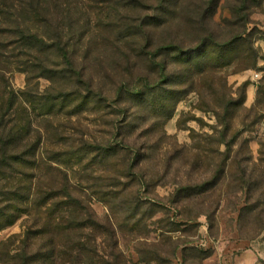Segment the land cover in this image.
<instances>
[{
	"label": "rangeland",
	"instance_id": "rangeland-1",
	"mask_svg": "<svg viewBox=\"0 0 264 264\" xmlns=\"http://www.w3.org/2000/svg\"><path fill=\"white\" fill-rule=\"evenodd\" d=\"M69 1L70 11L61 15L56 14L54 4L45 2L38 20L25 18L15 9L13 22L42 36L53 32L66 36L70 26L77 27L75 4ZM127 1L126 7L115 9L97 1L96 8L87 9L88 26H84L87 17L78 18L83 34L70 45V52L76 72H85L96 96L101 92L95 101H81L87 94L81 83L59 79L65 70L63 60L50 52L38 53L37 59L58 78H36L27 71V64L0 69V106H11L8 118L18 126L29 123L26 140L36 144L24 211L0 210L4 214H0V264H79L68 256H76L80 241L83 247L89 246L87 234L93 235L100 256L109 259L112 253L118 264H264V0H214L212 15L202 28L209 29L217 41H225L236 20L229 8L247 1L244 37L253 46L252 57L240 46L230 64L214 66L204 58L202 69L187 65L192 73H186L185 64L173 65V57L160 58L166 62L172 58L166 74L173 73V81L181 82L182 88L183 99L175 106L172 102L168 115L117 98L122 86L143 88L160 80L145 59L135 62L132 58L133 67L125 70L121 54L106 39L111 35L107 27L113 23L124 25L159 13L150 9L152 0H146L144 9ZM205 2L167 0L170 13L164 17V27L150 28L145 39L150 42L143 44L150 49L174 41L194 47L200 36L195 21ZM61 92L69 95L67 100L61 95L59 100L48 101ZM121 142H131L135 148L130 162L121 152L101 164L88 163L89 147L103 149ZM74 150L80 153L66 156ZM128 162L136 166L135 180L122 182L138 191L143 200L138 210L128 195L108 202L98 190L104 172H121ZM243 169L249 180L246 184L240 181ZM215 177V194L177 199L180 188L201 186ZM63 178L88 210L91 223L82 231L64 233L55 229L51 219V228L42 238L35 233L38 211L34 206L46 200L40 213L50 215L47 209L53 201L46 199V193L51 187L61 188ZM1 181L0 190L3 184L9 186L8 181ZM245 187L251 189L250 194ZM53 218L66 223L56 214Z\"/></svg>",
	"mask_w": 264,
	"mask_h": 264
},
{
	"label": "trees",
	"instance_id": "trees-1",
	"mask_svg": "<svg viewBox=\"0 0 264 264\" xmlns=\"http://www.w3.org/2000/svg\"><path fill=\"white\" fill-rule=\"evenodd\" d=\"M2 1L3 6L2 4L0 5V14L2 15V18L0 19V69L5 71L7 69H12L14 66H25L27 64V71H30V74H34L36 78L42 76L48 77V75L52 76V79L58 78L56 72L48 70V68H46L47 65L41 63V61L37 59L38 53L50 52L52 55H58L63 60V64L61 65L64 66L65 70L60 73L61 77L59 79H65L66 82L73 81L78 84L81 83L84 87L83 89L87 94L81 99V101L86 102L88 100L93 102L96 98L101 96V92H99V97L96 96L98 94H95L91 84L86 82L87 79H85V72H76L75 60L70 52V45L76 38L82 37L83 34V28L80 27L78 18H80L81 15L87 17V19L85 18L86 23H84V26H88L90 23L87 9L92 10L96 8L98 3H102L103 5L106 4L114 9L121 6L126 7L128 5L127 0H73V3L75 4L73 15L76 16L75 20L77 27L70 26L66 36L59 34L58 32L44 34V36L38 33H32L27 28L19 25L20 23H17V20L13 22L12 13L16 9V11L25 18L33 16V19L38 20L40 19V14L38 15V13L43 7L45 8L46 2L48 5L54 4L56 7V14L61 15L66 10H68V12L70 11L71 3L69 0L64 2L61 0ZM133 1L136 3L135 6L140 9H144L148 2L146 0ZM209 1L207 0V2L201 6L200 12L196 17L195 28H200L198 29L200 36L196 45L192 48L190 47L191 45L185 47L174 41L168 43L161 42L158 46L153 47L149 45L152 47L150 49L146 48V44H143V42H150V40L145 41V39L148 38L147 36L150 28L164 27L163 24L167 20L164 17L170 13L169 9H166L167 7H165L167 0H152L149 2V4L152 5L150 9H156L154 14H157L159 11L156 17H147L145 20L141 21L135 19L130 22H125L124 25L113 23L107 27L111 35L106 39L111 42L112 47L118 51V54H121V57L124 59L122 65L125 67V70L129 71L133 67L134 62L132 63V58L135 62L145 59L151 69L150 71L160 76L158 82L145 85L143 88L140 86L132 89L125 86L120 87L116 91L118 99L121 97L126 103L134 101L136 103L134 106H146L157 115H168L171 112L172 102L175 101V104H173L175 106L181 99L182 88L178 85V83L181 82H178L175 79L174 81H176V83L173 81V73L168 72L166 74L172 58L169 62H166L165 59L160 61V58H164V55L175 58L173 65L185 64L186 73H192V70L190 71L187 65L189 67L195 65L196 69H202L204 62H201V60L204 58L207 62H212L214 66H223L231 63L235 51H238L241 47L247 48L250 57L255 54L252 44L250 42L248 43V37H244L249 13L247 1L246 4L243 2L239 8H229L232 18L236 19L235 22L231 23L235 28H232L233 30H231L228 35L229 38L223 42L217 41L213 33L210 34L209 29H202L207 25L206 17L212 15V12L210 11L212 10L214 0H211L210 3ZM130 2L132 3V0ZM154 3H157L156 6L153 5ZM75 11L78 15H76ZM126 18L127 17L124 19ZM71 23L73 24V22ZM61 95L63 97L62 100H67L69 97V95H63V92H61L59 96L49 97L48 101L52 103L57 99L59 100ZM170 97L174 100L170 99ZM101 99L102 98L98 99L96 102L98 105L101 104ZM51 107L52 106H49V112ZM10 108V105L7 107H3V105L0 106V182H2L1 180H4L5 183H7V181L9 182V186L8 184H6V186H3L4 184L1 185L0 210L4 209L7 211L10 209L11 211V209L14 208L16 212H21L24 211L22 208V202L29 196L31 190L30 184L27 182L30 179L32 180L33 177L31 170L34 165L33 157L36 144L34 146V144L32 145L31 143H28V140H26L30 129L28 122L18 126L19 123L15 124L12 120H9ZM229 147L230 146L228 145V149ZM89 149V154L88 152L85 153L88 154V163L93 165L101 164L107 160L108 157L119 153L121 154V152L125 153L123 156L127 159L129 158L130 162L133 153H135V148L131 142L115 143L110 147L103 149L94 147H89ZM71 151L73 150L71 149ZM79 153V150H74V153L67 152L66 156L71 158L74 155L77 156ZM69 158L68 161L70 160ZM129 162L127 167L121 172L111 175L104 172V175L100 179L102 185L100 184L98 190L108 202L109 200H120L128 195L129 202H132L134 209L138 210L143 203V200L138 196V191H135L130 183L122 182L123 179H130L132 182L135 180L134 170L136 166H134L133 163L129 164ZM241 174L240 181L241 183L246 184V182L249 181L247 179V171L243 169L241 170ZM212 179L210 182H206L201 186L195 185L180 188L176 194L177 199L183 200L204 194H215V192H217V181L216 177L213 180ZM62 184V187L58 190L51 187L53 190L46 193V199H49L48 201H53L51 206L47 209L49 210L50 215L46 212H44V214L40 213V209L43 207V204L46 203V200L41 204L39 203L34 206V210L38 211L36 220L37 229L35 231L37 236L43 238L46 235L47 230L51 228V219L55 229L64 233L82 231L81 229L83 227H86L88 223H91L88 210H85V208L82 207V202L79 198H77V196L70 192L68 187H66L68 185L66 184V178H63ZM246 191L250 194L251 189L246 188ZM11 193L16 194L17 197H12ZM250 197L251 196H249V198ZM53 199H56V203H54ZM3 203L5 204L3 205ZM55 214L58 215L60 222L65 220L66 223H56L53 218V215ZM9 217L10 216H8V218ZM39 218L40 220H38ZM143 219L144 218L142 217V220ZM53 235L55 234H51V236ZM87 238L89 246L86 245L83 247V244L80 241L77 245L78 253L76 256H68L71 257L72 263L80 261L79 264H118L117 258L112 253L108 254L109 259L98 254L93 244L94 238L92 234H87ZM48 251H50V249ZM59 255L63 256L64 253H59ZM111 258L113 259V263L110 262ZM45 259L46 261L48 259L46 253ZM53 262H50V264H53ZM60 264L64 263L61 262Z\"/></svg>",
	"mask_w": 264,
	"mask_h": 264
}]
</instances>
